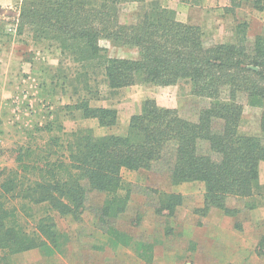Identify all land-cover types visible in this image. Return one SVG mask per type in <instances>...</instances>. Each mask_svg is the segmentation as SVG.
<instances>
[{
  "label": "trees",
  "instance_id": "trees-1",
  "mask_svg": "<svg viewBox=\"0 0 264 264\" xmlns=\"http://www.w3.org/2000/svg\"><path fill=\"white\" fill-rule=\"evenodd\" d=\"M231 3L227 11L232 14L245 3L264 11V0ZM125 5L135 6L130 24L121 22ZM19 20L21 30L29 28L34 39L55 42L61 55L77 65L66 81L78 99L63 110L96 119L101 127L118 123L117 110L92 105L103 99L102 83L112 92L140 83L169 87L188 81L193 95L207 103L192 120L147 100L141 113L131 117L125 134L96 136L91 129H80L64 139L51 135L44 145L21 148L17 167L1 175L0 264H11V257L33 250L48 255L60 251L54 214L80 221L93 193L107 195L98 213L106 226V244L134 246L141 259L153 263V244L136 242L110 224L131 202L124 170L158 168L174 186L202 183L204 206L196 211L201 218L213 209L235 217L241 209L230 207L231 200L246 201L248 210L256 209L264 190V112L259 136L243 135L240 127L245 105L264 108V35L251 44L248 24L241 23L236 43L209 44L201 27L179 21L162 0H25ZM102 41L136 49L138 56L112 58ZM56 128L64 131L56 121L38 131L52 134ZM183 203L180 194L160 192L156 213L174 216ZM36 209L42 213L30 231L20 214L33 219Z\"/></svg>",
  "mask_w": 264,
  "mask_h": 264
},
{
  "label": "rangeland",
  "instance_id": "rangeland-1",
  "mask_svg": "<svg viewBox=\"0 0 264 264\" xmlns=\"http://www.w3.org/2000/svg\"><path fill=\"white\" fill-rule=\"evenodd\" d=\"M24 1L0 0V182L5 169L17 167L16 158L21 148L44 145L51 135L64 139L73 131L86 129L77 122L78 111L69 109L63 110L68 116L64 119L67 126L64 131L57 128L52 134L38 131L49 124L52 114H56L59 122L60 109L77 102L78 95H75L71 82L66 81L67 76L70 79L71 72L76 71L77 65L61 55L55 42L36 40L29 28L20 29L19 18ZM151 1L153 0H148ZM162 2L176 12L179 20L182 18L189 25L201 27L209 44L236 43L237 26L241 23L248 24L251 44L257 36L264 35V11L255 10L251 3H245L232 14L227 11L232 8L231 0H213L215 5L209 11L208 0ZM189 5L192 7L189 8ZM134 19L135 6H123L121 22L130 24ZM101 45L108 49L112 58L136 59L138 56L136 49L120 47L110 41H102ZM100 90L103 99L92 102V105L99 106V102H102L106 108L117 110L118 123L112 128L96 126L91 129L96 136L122 135L126 125L129 126L131 117L141 113L147 100H154L162 107L177 109L192 120L197 119V111L207 103L193 95L192 85L188 81L169 87L140 83L112 92L102 83ZM245 101L246 99H242V102ZM263 112L264 108L245 105L241 134L260 135ZM122 177L125 186L132 190L131 202L126 213L112 220L110 224L131 235L136 242L153 244V263L141 259L134 246L125 248L106 244V226L100 223L98 213L107 195L93 193L89 196L87 210L80 221L54 214L57 229L61 232L60 251H55L53 255L40 250L21 253L11 257V264L219 263L210 252L208 254V247L211 245L208 243L211 242L208 240V217L201 218L196 212L199 204L204 202V185H185L178 188L158 168L151 172L124 170ZM179 190L185 195L178 193ZM160 192L183 196L184 203L174 216L156 213V199ZM256 202L258 205L264 204V195L258 197ZM229 206L241 211L248 210L246 201L231 200ZM34 213L33 219L20 214L21 221L30 231L42 209H36ZM263 253L264 244L261 246L260 243L258 250L254 245L251 253L247 254L249 256L244 257L241 262L264 264Z\"/></svg>",
  "mask_w": 264,
  "mask_h": 264
},
{
  "label": "crops",
  "instance_id": "crops-1",
  "mask_svg": "<svg viewBox=\"0 0 264 264\" xmlns=\"http://www.w3.org/2000/svg\"><path fill=\"white\" fill-rule=\"evenodd\" d=\"M174 1L181 2L182 0H174ZM214 5L215 4L213 3V0H208V11L210 10L209 8H212V6L214 7ZM188 7L191 8L192 5H189ZM179 21L188 24V21L182 18ZM60 104L63 105L62 102ZM96 107H107V106H105V104H103L102 102H99V106L96 105ZM63 113H64V117H63ZM78 117L79 118L77 122L86 129L87 128L94 129L96 128V126L100 127L99 122L96 119H83L81 113L78 114ZM67 118H68L67 113L63 112V108H61L60 109L61 122L59 121V124H62L64 130L67 127L64 123V119ZM53 121L58 122V118L56 114L55 115L52 114L50 116L49 122H53ZM127 130H128V125H126V128L124 129V132L122 134H125ZM243 135L259 136L252 134H243ZM260 182L261 185L264 187V162L260 164ZM195 184L201 185L203 187V184H199V182L185 183L182 185H178L177 187L183 188V186L185 185H195ZM178 193H182L185 195V193L182 190H179ZM263 195H264V190H263ZM203 206H204V202H201L198 208L200 209ZM207 217H208V240L211 241L208 242L211 244L208 247L210 249V251H208V254L210 252V255L212 257H216V260H218L219 262L218 264H242L241 260L244 257L249 256L247 254L251 253V250L254 247V245H255V249L257 250L259 249L260 243L264 238V204L262 203L259 204L256 207V209L241 211L235 217L226 216L223 212L213 209L210 211ZM262 256H264V253Z\"/></svg>",
  "mask_w": 264,
  "mask_h": 264
}]
</instances>
